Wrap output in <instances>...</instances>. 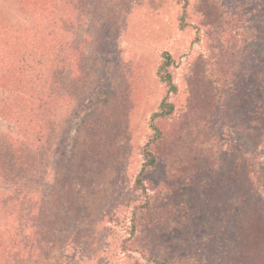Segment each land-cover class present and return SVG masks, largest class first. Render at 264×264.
I'll return each instance as SVG.
<instances>
[{"label":"rangeland","instance_id":"rangeland-1","mask_svg":"<svg viewBox=\"0 0 264 264\" xmlns=\"http://www.w3.org/2000/svg\"><path fill=\"white\" fill-rule=\"evenodd\" d=\"M47 1L0 0V264H264V0H245L241 31L200 0L184 27L183 0ZM43 39L76 65L50 70L54 104L28 131L4 112L7 67ZM165 51L175 113L158 124L176 145L144 175L156 222L126 243Z\"/></svg>","mask_w":264,"mask_h":264},{"label":"trees","instance_id":"trees-1","mask_svg":"<svg viewBox=\"0 0 264 264\" xmlns=\"http://www.w3.org/2000/svg\"><path fill=\"white\" fill-rule=\"evenodd\" d=\"M183 1V14L181 17L182 27L187 25L185 16L188 5V0ZM50 7H54L52 0H48L46 6H41L40 12L44 13L47 11L46 13L48 15L49 13L52 15L53 11H55V7L53 10H50ZM244 7L245 0H200L199 11H201L206 18L210 19L211 24L214 26L221 27L223 25H229L234 27L237 31H241L248 29L244 18L246 14H244ZM48 15L44 17L41 15V17L44 18L41 24L49 18ZM42 43L38 44L35 50L30 47L23 54L18 53L20 58L18 57L16 59L17 54L15 58L11 57L7 67V70H9L8 78L11 89L8 90L9 92L4 104V112L8 117L18 120L28 131H41V129L44 128V124L40 125L39 122L48 114L47 112H49L51 105L54 104L57 90L53 88L55 80L50 70L55 69L56 66L59 68L61 64L64 66L68 65V67H74L76 65L72 60L74 56L71 57L69 65L67 59L66 62L60 59L57 54L59 51L58 49H55L54 52L53 49H51V44L47 42L46 45L44 39ZM247 43L249 44L248 40ZM162 57L163 61L157 74L159 79L166 84L167 93L161 99L157 110L151 114L150 126L152 132L142 147L141 153L143 161L134 182L135 185L143 191L145 199L143 202L136 204L132 209L130 226L127 229L128 236L125 238L126 243L132 242L133 239L136 240L140 224L147 225L156 222L159 210L152 205V199L147 192L148 188L145 184L144 175L151 168L156 166L158 154L160 155L161 152H165L169 147L172 148L176 145L173 140H170L171 133L165 132L158 124V120L170 117L175 113V103L170 101L169 97L172 93L177 91V85L174 81L173 73L170 70L173 65L172 54L165 51ZM13 85L16 88H21L23 93L21 94L16 89L12 88ZM210 106L211 105L208 103L206 107ZM219 108H221V106H217L215 110L212 111V114L219 117L220 123H223L225 119L224 117L221 118L222 112H219ZM15 143L16 140L10 142L9 146L15 148ZM12 156V167H14V169L16 166L21 167L24 163L23 160L15 155ZM256 183L258 192L264 195V178L262 176H257ZM3 201V198H0V202ZM5 203V205L8 204V202ZM148 258L153 264H170L168 257L154 254V251L149 253Z\"/></svg>","mask_w":264,"mask_h":264}]
</instances>
